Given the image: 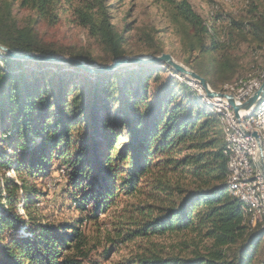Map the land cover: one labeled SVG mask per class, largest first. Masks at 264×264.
<instances>
[{
    "label": "trees",
    "instance_id": "trees-1",
    "mask_svg": "<svg viewBox=\"0 0 264 264\" xmlns=\"http://www.w3.org/2000/svg\"><path fill=\"white\" fill-rule=\"evenodd\" d=\"M109 1L0 0V43L18 51L67 53L93 61L88 52L56 48L39 36V26L54 27L65 16L101 48L100 61L111 62L127 54L129 39L112 23ZM151 1L162 9L183 48L198 57L223 50L221 33L188 0ZM15 5L29 13L22 24L13 14ZM255 9L246 28L250 39L262 45L264 0ZM234 25L243 31V22ZM0 63V264H82L88 257L82 218L45 222L34 236L20 233L29 227L24 228L18 205L27 211L36 202L20 201L19 192L37 195L29 178L48 174L55 160L68 169L76 207L87 210V199H92L89 219L105 213L119 195L138 199L118 225L117 239H139L147 246L117 264H254L263 230L249 224L227 189L220 120L201 104L192 86L172 75L163 77L164 68L156 63L92 77L53 63L4 57ZM216 66L224 69L218 62ZM122 135L126 140L119 143ZM12 143V153L5 154ZM10 169L16 178L6 175ZM86 187L89 194L78 198L76 193ZM183 232L197 235L198 241L170 249L152 242Z\"/></svg>",
    "mask_w": 264,
    "mask_h": 264
},
{
    "label": "rangeland",
    "instance_id": "rangeland-1",
    "mask_svg": "<svg viewBox=\"0 0 264 264\" xmlns=\"http://www.w3.org/2000/svg\"><path fill=\"white\" fill-rule=\"evenodd\" d=\"M188 1L209 25L214 27L219 34L221 33L220 42L224 46L222 51L198 57L195 51L189 52L187 48H183L179 35L173 31V27L168 23L164 12L151 0H110L112 23L118 31H125L124 34L129 39L127 54L124 56H149L168 53L176 62L203 77L207 81L209 88L229 94H232V92L225 90L224 85L235 87L239 83L256 79L264 73V44H256L250 39L246 28V21L254 17L257 13L255 8L263 0ZM13 14L20 24L29 15L27 11L18 9L17 5L13 8ZM236 21L237 23L243 22L244 29L242 32H239V29L234 25ZM38 34L44 42L55 44L56 48L72 53L88 52L87 54L94 60L91 62L83 60L85 62L98 65H106L112 62L102 63L100 61V58L103 57L101 48L92 38L87 36L85 30L70 23L65 16L54 27L39 26ZM243 34H246V36H243ZM155 47L160 48L162 51L153 52ZM54 54L74 57L67 53L56 52ZM216 62L224 69L217 70ZM156 64L159 65V68H164L161 69L163 77L172 75L174 78L186 82L197 91L198 95L201 96V104L219 118L223 134V124L219 115L214 110H211L213 109L212 107L205 105L204 95L206 93L203 88L179 72L174 74L171 72L173 69L170 66L164 63ZM59 65L64 67L61 70L69 69L66 67L68 65ZM128 66L129 70L133 68L131 67L132 65ZM26 67L29 69L34 68L28 63ZM198 70L204 73L205 76L200 74ZM92 76L94 74L89 73V77ZM78 81L79 79L77 78L75 83H78ZM123 134L125 133L123 132ZM117 140L122 143L126 140V137L124 135L118 136ZM13 144H7L3 152L11 154L10 147ZM19 151L20 149L16 150V152ZM53 164L49 173L42 178L34 181L29 178V184L35 186L37 195L22 190L19 192L20 201L25 198H31L36 202L35 207L31 206L27 211L22 208L21 203L18 205L17 211L26 221L24 228L29 227L27 229L29 231L26 233L23 232L26 230H20L22 235L34 236L35 232H37L35 229L43 226L45 222L53 224L72 223L82 218L79 226L87 239L86 248L89 250L88 257L83 260L82 264H117L119 262H127L126 260L134 258L143 246H147L145 241L139 239L129 241L117 239V227L120 222L123 221L124 223L127 220V213L128 210H131V204L138 201L136 197L119 195L115 200L116 203L105 213H101L96 219H89L87 214L88 209L91 208L92 199H87V210L80 211L76 207V202L70 192L67 178L68 169L65 163L62 160H55ZM6 175L16 178L15 173L11 169L6 172ZM88 191L87 187L79 189L76 193L77 197L82 198L81 194H87ZM32 221L34 223L31 227L30 222ZM256 225L258 224L254 226ZM197 241V235L184 232L152 239V242L169 249L181 246L182 242H186L189 244L188 246L192 247L190 245L191 242ZM263 262L264 240L262 238L259 248L254 254L253 263L263 264Z\"/></svg>",
    "mask_w": 264,
    "mask_h": 264
},
{
    "label": "bare ground",
    "instance_id": "bare-ground-1",
    "mask_svg": "<svg viewBox=\"0 0 264 264\" xmlns=\"http://www.w3.org/2000/svg\"><path fill=\"white\" fill-rule=\"evenodd\" d=\"M263 79L264 73L256 79L239 83L235 87L224 85V89L230 90L235 100H240L250 89L255 88V84L259 87ZM217 98L204 95L205 104L213 108L211 110L219 115L223 124L227 189L240 202L241 211L249 218V224L251 226L260 224L264 236V177L256 165L257 143H247V141H254L255 138L251 133L256 132L264 161V95L252 107L241 113L244 114V122H247L248 135L241 132V120L240 122L236 120L228 102ZM243 163L245 179H241V185H239L233 180L240 179Z\"/></svg>",
    "mask_w": 264,
    "mask_h": 264
},
{
    "label": "water",
    "instance_id": "water-1",
    "mask_svg": "<svg viewBox=\"0 0 264 264\" xmlns=\"http://www.w3.org/2000/svg\"><path fill=\"white\" fill-rule=\"evenodd\" d=\"M0 57L16 59L21 61L29 62H44V63H53L68 65L74 68H79L85 72L91 74H101L108 71L115 70L120 67H125L128 65H137V64H148V63H164L170 66L174 71L183 74L189 79L198 83L206 95L209 97H218L225 99L228 104L231 106L234 116L238 122H240V115L243 111L248 110L252 107L260 97L264 95V81L261 85L243 102H237L232 94L217 92L209 88L207 81L198 75L193 70H190L183 66L182 64L176 62L172 56L168 53H161L159 55H149V56H123L121 58L114 59L111 63L106 65H98L96 63H88L81 59L63 56L57 54H46L34 51H18L12 48H9L0 43ZM242 131L244 134L248 135V130H245L243 127ZM251 135L255 138L257 143V154H256V165L262 176L264 177V161L263 155L260 147L259 138L256 132H252Z\"/></svg>",
    "mask_w": 264,
    "mask_h": 264
},
{
    "label": "built area",
    "instance_id": "built-area-1",
    "mask_svg": "<svg viewBox=\"0 0 264 264\" xmlns=\"http://www.w3.org/2000/svg\"><path fill=\"white\" fill-rule=\"evenodd\" d=\"M258 88V86H256V84H255V88H253V89H250L240 100H236L237 102H243L244 100H246V98H248L256 89ZM218 100H222V101H225V102H227L225 99H222V98H217ZM230 109H232L231 108V106H230ZM246 111V110H245ZM245 111H243V112H245ZM240 120H241V127H243L245 130H246V123L247 122H244V114H241L240 115ZM241 132H242V128H241ZM249 142H256V140L254 139V141H247V143L249 144ZM242 162H243V160H242ZM244 167H245V165H244V163H243V172L241 173V176H240V179L239 180H233V181H235V182H237L239 185H241V179H245V175H244Z\"/></svg>",
    "mask_w": 264,
    "mask_h": 264
}]
</instances>
